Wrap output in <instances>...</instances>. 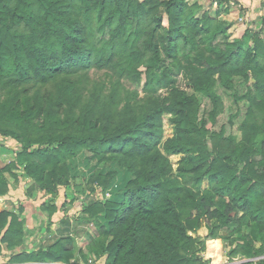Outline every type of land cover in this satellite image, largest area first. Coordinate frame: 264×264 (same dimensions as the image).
<instances>
[{"label":"trees","instance_id":"16d2710c","mask_svg":"<svg viewBox=\"0 0 264 264\" xmlns=\"http://www.w3.org/2000/svg\"><path fill=\"white\" fill-rule=\"evenodd\" d=\"M200 10L186 0H0V135L22 145L19 162L41 187L110 195L83 210L97 225L87 244L97 261L194 264L181 250L195 212L218 228L237 212L264 221V18L230 41L231 25ZM91 70L105 77L78 76ZM179 76L197 94L171 93L164 112L180 116L183 136L163 146V111L137 113L136 104L142 87L154 95ZM235 79L248 86L238 136L196 128L198 95L216 99L214 84L232 90ZM206 136L217 140L214 154ZM13 166L0 168V200ZM23 227L0 212V259L23 245ZM75 249L61 238L11 262L71 264Z\"/></svg>","mask_w":264,"mask_h":264},{"label":"rangeland","instance_id":"374dc122","mask_svg":"<svg viewBox=\"0 0 264 264\" xmlns=\"http://www.w3.org/2000/svg\"><path fill=\"white\" fill-rule=\"evenodd\" d=\"M186 1L188 4L191 3L193 5L191 0ZM198 6L201 7V10L197 13L198 18L206 12L209 17L215 20L217 18V20L221 19L216 11L206 10V4ZM243 11H245L244 14L247 17L246 6ZM235 13L238 14L237 11ZM262 13L264 14V10H262ZM260 18L256 19L260 20ZM253 21L254 19H251L248 24H241L235 32L229 34V40L240 39L248 28L253 29V26L256 25L252 23ZM225 24L228 23L225 22ZM165 26H168L167 21ZM80 75L94 83L105 77V71L91 70L88 73L82 72L78 76ZM248 85L250 87L254 86L255 79L251 78ZM247 88L248 86L239 79H235L234 89L232 90L225 89L217 81L212 87V92L216 99L204 94L198 95L199 106L197 108V117L195 118L196 128L204 126L205 130L212 134L222 133L223 139H228L231 136L237 137L239 134L238 127L244 120L247 110V102L244 99ZM174 89L189 96L197 94L192 84L183 76H179L174 87L159 91V93L154 95H150L142 87L136 104L137 113L146 114L153 110L163 111L161 114L163 146L177 142L183 136V125L179 123L181 120L180 116L164 112V108L168 104V99ZM206 137V147L209 152L214 154L217 140L215 138L212 139L211 136ZM194 139L195 135L192 141ZM37 149H39V146L33 145L29 152ZM22 152L23 149L20 143L0 135V168L14 164L12 174H8V177L14 178L18 182V188L12 193L11 197L13 207L16 210L13 213L18 215L24 223L23 245L13 250H5L3 258L6 263L4 264H12L11 259L17 254L42 250L58 239L67 237L73 238L76 247L75 257L70 263L86 262L80 260L77 252L81 247V241L96 236L97 225L84 222L83 210L88 208L90 201L93 199L103 202L106 200L102 188L98 187L96 193L87 197H78L69 187L56 185H51L47 188L41 187V185L25 175V166L20 164L18 158V155ZM180 159V155L169 157L173 171L176 174L179 172ZM26 204L32 209H26ZM32 210L36 211L33 215L29 214ZM25 211H29L28 215H25ZM68 211L71 213L66 214ZM199 215L197 212L194 213V224L192 225L194 227H189V240L182 246L181 254L184 258L191 259L194 264H248L251 261L256 264L257 258L264 257V221L259 224L254 222L251 216L237 212L232 215L234 224L226 228H218L215 225H206L202 216L200 218ZM45 225L48 226L49 230L52 227V230L43 235L42 228ZM33 240H35L34 244ZM83 250L89 256V259H92L89 260L88 264H97V260L89 255L87 246H84Z\"/></svg>","mask_w":264,"mask_h":264},{"label":"crops","instance_id":"0c3cea01","mask_svg":"<svg viewBox=\"0 0 264 264\" xmlns=\"http://www.w3.org/2000/svg\"><path fill=\"white\" fill-rule=\"evenodd\" d=\"M162 1H164V0H162ZM191 1H192L193 5L202 6V5L206 4V7H207L206 10L214 11V10H211V8H210L211 5L209 4L208 0H191ZM239 1L244 6H246V8H247L246 13H248L247 17L245 16L244 19H242V20L239 19L240 16H236L238 14H236L235 11H232V12L231 11L224 12L223 10H217L216 11L219 18H221L219 20H221L223 22H227L228 25H231L230 33L235 32L239 28V26H241V24L242 25L248 24L251 19H254V21L252 23L256 24V23L261 22V19L264 18V14L262 13V10H264V0H239ZM189 5H191V3H189ZM223 13H225V14H223ZM256 18L257 19L260 18V20H257ZM253 29H257V25L253 26ZM8 176L9 175L6 174V177H7L8 182H9V193L5 198H2L0 200V212H3V211L14 212V211H16L15 208L13 207V204H12L13 202H12L11 197H12V193H14L18 188V182H16V180L14 178H10ZM25 207L28 210H29V208L32 209V207H29L28 204H26ZM28 212L25 211V215H28L27 214ZM35 212H36L35 210H32V212H29V214L33 215ZM70 213H71L70 211L66 212V214H70ZM51 230H52V227H51ZM51 230H49L48 226L45 225L42 228V234L44 235L45 233L51 232ZM86 239L87 240L81 241L80 249H83V247L87 246V244L89 243L90 238L89 239L86 238ZM32 242L34 244L35 240H33ZM93 259L97 260L94 256H93ZM80 260H81V258H80ZM89 260H92V259L90 258ZM104 261H105L104 259L101 261H97V264H105ZM4 263H6V261H4V258L2 257L0 259V264H4ZM76 264H86V263L80 261L79 263L77 262Z\"/></svg>","mask_w":264,"mask_h":264},{"label":"built area","instance_id":"2783aa9c","mask_svg":"<svg viewBox=\"0 0 264 264\" xmlns=\"http://www.w3.org/2000/svg\"><path fill=\"white\" fill-rule=\"evenodd\" d=\"M208 2L211 5V9L214 11H237V13L240 15L239 19L241 20L246 16V14H244L245 11H243V9L245 10V6L239 0H208ZM109 196V194L104 195L106 199L109 198Z\"/></svg>","mask_w":264,"mask_h":264}]
</instances>
